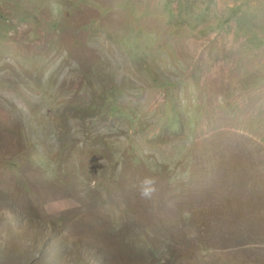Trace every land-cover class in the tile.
<instances>
[{"label": "rangeland", "instance_id": "rangeland-1", "mask_svg": "<svg viewBox=\"0 0 264 264\" xmlns=\"http://www.w3.org/2000/svg\"><path fill=\"white\" fill-rule=\"evenodd\" d=\"M0 264H264V0H0Z\"/></svg>", "mask_w": 264, "mask_h": 264}, {"label": "clouds", "instance_id": "clouds-1", "mask_svg": "<svg viewBox=\"0 0 264 264\" xmlns=\"http://www.w3.org/2000/svg\"><path fill=\"white\" fill-rule=\"evenodd\" d=\"M154 184H155L154 179L146 177L141 182V195L143 197H150L152 193L155 191Z\"/></svg>", "mask_w": 264, "mask_h": 264}]
</instances>
